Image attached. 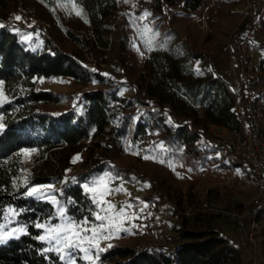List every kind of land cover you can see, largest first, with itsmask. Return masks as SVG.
<instances>
[{"label": "trees", "instance_id": "1", "mask_svg": "<svg viewBox=\"0 0 264 264\" xmlns=\"http://www.w3.org/2000/svg\"><path fill=\"white\" fill-rule=\"evenodd\" d=\"M14 0H0V22L2 23L8 3ZM89 15L106 17L109 8H117L118 2L125 0H76ZM202 0H146L150 13L148 20L154 30L166 18L171 9L181 8L184 11H195ZM127 0L126 3H130ZM110 6V7H109ZM132 30L125 28L122 34L121 54L124 62H129L137 69L141 55L145 60L140 68L138 84L131 86L132 98L118 96L117 87L122 83L114 81L115 88L93 90L80 95L79 104L86 103L81 113L69 110L62 114L43 113L36 105L58 102L51 92L34 89L33 80L69 78L77 81L90 75L87 64L98 55V45L94 39L88 40L66 32L67 38L79 47L77 54L64 53L56 48L52 40L43 37L39 50L26 48L16 33L6 26L0 27V85L6 93L16 86L27 88L25 95L15 97L12 104L0 108V114H8L16 108L22 112L16 119L7 122L3 132H0V209L13 206L26 209L18 217L19 223L31 224L37 218H45L53 212V206L45 201L28 198L21 195L24 187H13V181L24 168L20 154L24 150H48L63 146L75 148L81 142L91 140L94 133L101 132L109 123V111L117 105L121 108L123 118L117 136L126 134L135 142L144 139L147 133H155L157 140L164 143L170 150V155L183 168L196 171L213 164L209 156L211 148L200 147L198 140L203 136L200 126L207 122L234 131L240 138V125L230 110L233 105L231 96L218 80L197 79L189 68V57L173 62L162 48L149 49L147 43L140 39L138 13L126 14ZM128 22V23H129ZM264 32V19L260 25ZM162 42L161 36L156 38V44ZM137 50H133V44ZM142 59V58H141ZM130 69V68H129ZM135 69V70H136ZM130 71V70H129ZM113 80V79H112ZM112 83V82H111ZM141 83V84H140ZM126 84V83H125ZM140 85L145 91L141 92ZM169 105V106H168ZM203 118H198L199 111ZM191 117L192 120L179 121L177 118ZM210 143V142H209ZM99 145V141L95 142ZM233 163H241L234 160ZM117 174H125L117 165H113ZM103 166H95L83 174L88 176L100 173ZM78 182H67L61 186L64 198L71 197L77 203L70 208L76 217L87 216L92 207L90 199L84 193L81 183L82 175H72ZM50 178H39L34 184L49 183ZM256 186L264 190V175L254 180ZM18 189V190H17ZM264 197H261L249 207L260 220L264 215ZM3 212H0V217ZM252 218L247 217L244 224L248 226ZM257 220V221H259ZM41 230L29 227L27 235L21 234L17 239H10L0 244V264H61L53 252L41 253L45 245L34 237ZM260 249L264 256V226L262 228ZM174 247L145 246L144 249L126 248L115 245L99 253V264H252L254 256L253 244L246 241L244 245L234 242L216 230L205 229L198 232H187L184 228L178 231ZM189 236V239L186 240ZM239 250L248 256L244 261ZM48 257V258H46Z\"/></svg>", "mask_w": 264, "mask_h": 264}, {"label": "rangeland", "instance_id": "2", "mask_svg": "<svg viewBox=\"0 0 264 264\" xmlns=\"http://www.w3.org/2000/svg\"><path fill=\"white\" fill-rule=\"evenodd\" d=\"M261 2L262 0H202L195 11L187 12L181 8L169 10L157 30L152 28L148 18L143 21L138 19L139 36L147 43L149 49L155 48L163 52L161 48L163 47L174 63L189 57V68L192 69L195 78L211 80L220 68L227 65L236 31L246 27ZM148 6L146 0H131L130 3L121 1L115 10L109 8L106 17H96L93 12V15H89L76 0H14L8 3L6 16L3 22H0V27L6 26L12 33H16L21 43L28 49L39 50L42 38L46 36L52 40L56 48L75 56L79 47L67 38V31L84 39H94L99 46L98 55L87 64L90 75L84 79L33 80L35 90L51 92L58 100L55 103L38 104L37 110L54 115L69 110L81 113L86 104H79L82 93L115 88L114 81L122 83V86L117 87L118 96L132 98L133 89L128 84L139 83L138 77L145 56L141 55L142 59L140 58L137 69L132 70L131 64L124 62L120 52L122 34L125 28L132 30L126 14L134 12L138 13L139 17L147 11ZM81 10L83 18L76 15V12ZM17 16L21 17L19 21L15 19ZM261 35L264 36L263 31H260L259 36ZM159 36L162 42L156 44V38ZM132 48L137 50L135 43ZM255 63L257 76L264 82V53L256 57ZM139 88L141 92L146 90L144 85H140ZM27 91V88L16 86L10 93H6L0 85V99L4 101L0 108L12 104L15 97L25 95ZM113 107L109 111L107 126L101 132L94 133L91 140L83 141L75 148L63 146L48 150L36 149L27 156L24 155L25 150L22 151L20 159L24 168L17 178V187H23L21 182L26 178L30 185L53 184L59 191L64 185L61 182L65 180L71 182L72 175H82L81 185L105 173H109L113 178L120 177L114 174L113 165H117L123 171H133L137 174L132 176L136 178L135 180L131 177L126 184H123L121 179H115L113 186L122 184L128 194L144 193L143 196L151 197L156 202L170 201L174 206L173 223L168 233L169 247L177 244L175 238L181 228L189 233L205 229L216 230L234 242H240L241 245L246 241L252 243L254 246L252 264H264V256L260 249L264 215L259 220L255 212L251 213L249 210L252 202L264 197V190L256 186L252 172L243 163L232 162L226 165L219 160L218 167H211L213 176L207 173V177L191 179L196 175L190 173V169L184 170L179 163L174 166L177 169L173 177L169 176L170 179L159 175L152 176L149 171L159 166H152L151 170L147 171L146 163L139 159L146 152L144 149L146 144L155 143L156 134L147 133L144 139L135 142L131 141L127 134L123 137L117 136L124 114L119 106ZM21 113L22 109L16 108L6 115L0 114L2 117L0 122L5 128L7 122L16 119ZM179 117L177 119L180 122L192 120L191 117ZM196 126L200 130H205L199 122ZM202 132L203 136L197 141L198 145L212 149L207 136L204 131ZM230 132L233 136H238L234 131ZM96 141H99V145L95 144ZM96 165H102L103 171L95 172L84 179L83 174ZM39 178L51 180L45 184H34L33 181ZM146 184L150 186L145 187ZM138 198L120 193L117 194L116 203L113 196L107 197L116 203L117 208L129 199L132 201ZM262 205L264 206V202ZM249 216L252 220L246 226L244 222ZM0 223L6 224L7 221L0 219ZM131 223L133 222L124 226L127 227ZM14 226L17 225H9ZM117 235L122 238L102 241L100 248L109 249L107 245L110 243L112 247L118 245L134 249L142 243L135 232H118ZM188 239L189 236L186 240ZM239 252L241 260L244 261L248 257L247 254L242 250Z\"/></svg>", "mask_w": 264, "mask_h": 264}, {"label": "built area", "instance_id": "3", "mask_svg": "<svg viewBox=\"0 0 264 264\" xmlns=\"http://www.w3.org/2000/svg\"><path fill=\"white\" fill-rule=\"evenodd\" d=\"M251 17L245 28L236 31L227 65L214 77L233 96L230 110L240 125L242 138L207 122L203 125L206 131H203L220 162L229 165L240 160L254 179H258L264 175V82L257 76L255 62L256 57L264 53V36H259L264 19V0ZM137 201L147 203L148 207L138 213L139 219L132 221L133 232L142 240L136 248L144 249L147 245L169 247L168 233L173 223L174 206L170 201L159 204L142 198L131 201L137 210L142 207Z\"/></svg>", "mask_w": 264, "mask_h": 264}, {"label": "snow or ice", "instance_id": "4", "mask_svg": "<svg viewBox=\"0 0 264 264\" xmlns=\"http://www.w3.org/2000/svg\"><path fill=\"white\" fill-rule=\"evenodd\" d=\"M127 2V0H125ZM75 7V5H73ZM77 16L83 18V10L76 12ZM150 16V13L145 11L137 19L143 21ZM16 20L21 17L17 16ZM87 22V21H85ZM149 31H151L149 29ZM31 34H29L30 38ZM107 75V74H105ZM4 101L0 99V104ZM2 120V117H0ZM4 124L0 122V132H3ZM162 148V146H160ZM36 149L25 150L24 155H30ZM145 160L149 159V154L143 156ZM154 162L156 157H152ZM79 159V157H76ZM75 162V161H73ZM164 162V161H160ZM171 166V165H170ZM23 172V169L21 170ZM67 171V170H66ZM115 179H123L121 177L113 178L109 173L103 176L92 179L83 183L82 189L90 199L92 207L88 210L87 216L76 217L71 214L70 208L77 202L71 198H64L62 190H57L53 184L47 185H30L25 178L21 182L26 191L21 195L34 198L38 201H45L53 206V212L48 217L37 218L29 224L25 222L20 224L18 217L26 212V209H18L13 206H7L0 209L3 212L2 220L7 223H0V243L6 242L10 238H19L20 234H29L28 229L34 226L41 230L34 238L42 242L45 247L41 249V253L54 252L61 264H98L99 252L105 249L100 248L102 241H107L113 238H122L118 236V232H131L130 227H125L126 223L139 219L140 215L146 207L147 203H142V207L138 210L136 205L129 199L117 205L108 200L107 197L114 196L120 193H127L122 184L113 186ZM135 180V177H132ZM72 181L78 182L77 178L73 177ZM62 181L61 183H67ZM150 185L146 184L145 187ZM13 187H17L16 181H13ZM18 190V189H17ZM55 221V222H54ZM9 225H17L9 227ZM134 226V225H133ZM107 247H112L109 243ZM48 258V257H46Z\"/></svg>", "mask_w": 264, "mask_h": 264}, {"label": "crops", "instance_id": "5", "mask_svg": "<svg viewBox=\"0 0 264 264\" xmlns=\"http://www.w3.org/2000/svg\"><path fill=\"white\" fill-rule=\"evenodd\" d=\"M203 115H204L203 111L199 112L198 118L202 119L203 118ZM155 138H156L155 143L154 142H151V143H147L146 144V146L144 147V149H145L146 152L143 153L140 156V159L139 160H142L144 163H146V165H147V167H146L147 171L148 170H151L152 166H157V165L159 166V168L154 169L153 171H149V173L152 176H155V175L156 176L159 175L161 177L164 176L165 179L166 178H169V176L173 177L175 175L174 172H176V169H177L174 166L177 165L178 162L176 160H174V158L171 157L170 150L164 145V143H162L161 141H158L157 140V136ZM160 146H162V148ZM146 154H149V159H147V160H145L143 158V156L146 155ZM153 156L156 157L155 162H154V160L152 158ZM209 157L214 159L213 164H211L207 168H205V167L199 168L196 171H192L190 169L189 172L192 173L193 175H196L195 177H192L191 179H195V178L197 179L199 177L200 178L207 177V173L213 176L214 173H213V170H211V167H218L220 164H219L218 158L215 157V154L214 153H212ZM160 161H164V162H160ZM183 169L184 170H188L189 168L188 169L187 168H183ZM114 174H116V175L120 176L121 178H123L122 179V182H123V184H126L127 181L130 180L131 177L133 175H136L137 173H135L133 171L132 172H129L128 171V173L126 172L125 174H119V173L117 174L116 172H114ZM184 174L186 176H188V174H186V173H184ZM147 193H150V192H147ZM143 194L144 193H142V194L137 193V194H130V195L133 196V197H135V198L139 197L138 199H142L143 198V199H147L149 201L156 202L151 197L143 196ZM113 198H114V201L117 203V195H114ZM132 200H135V199H132ZM156 203L162 204L163 202L158 201ZM132 226H133V223H131V224H129L127 226V227H130L131 228V232L130 233H134L133 232V229H132Z\"/></svg>", "mask_w": 264, "mask_h": 264}]
</instances>
